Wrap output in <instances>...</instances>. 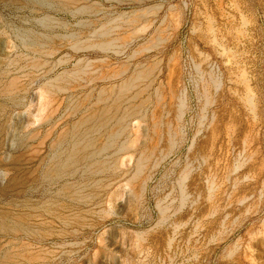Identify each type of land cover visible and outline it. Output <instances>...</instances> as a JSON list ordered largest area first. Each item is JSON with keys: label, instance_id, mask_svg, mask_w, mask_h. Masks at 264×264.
<instances>
[{"label": "rangeland", "instance_id": "obj_1", "mask_svg": "<svg viewBox=\"0 0 264 264\" xmlns=\"http://www.w3.org/2000/svg\"><path fill=\"white\" fill-rule=\"evenodd\" d=\"M0 264H264V0H0Z\"/></svg>", "mask_w": 264, "mask_h": 264}, {"label": "bare ground", "instance_id": "obj_2", "mask_svg": "<svg viewBox=\"0 0 264 264\" xmlns=\"http://www.w3.org/2000/svg\"><path fill=\"white\" fill-rule=\"evenodd\" d=\"M82 8H83V7H82ZM141 17H142V16H141ZM139 28H140V27H139ZM106 44L108 45V42H107ZM107 45H105V46H107ZM146 50H147V49H146ZM140 51H141V50H140ZM124 84H125V83H124ZM125 85H126V84H125ZM125 87H126V86H125ZM125 87H124V88H125ZM57 89H58V88H57ZM121 90H122V89H121ZM40 91H41V90H40ZM44 99H45V98L43 97V100H44ZM124 114H125V113H124ZM97 129H98V128H97ZM120 130H121V129H120ZM112 134H113V133H112ZM115 135H117V134H114V136H115ZM112 137H113V135H112ZM108 143H109V142H108ZM139 163H140V162H139ZM63 166H64V165H63ZM137 166H138V165H137ZM59 173H60V171H59Z\"/></svg>", "mask_w": 264, "mask_h": 264}]
</instances>
